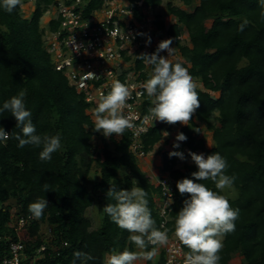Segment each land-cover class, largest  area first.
Wrapping results in <instances>:
<instances>
[{"label":"trees","instance_id":"trees-1","mask_svg":"<svg viewBox=\"0 0 264 264\" xmlns=\"http://www.w3.org/2000/svg\"><path fill=\"white\" fill-rule=\"evenodd\" d=\"M85 1L86 18L101 10L106 2ZM125 1L137 21L145 24L142 9L161 7L165 0ZM176 1L192 11L169 2L167 10L177 23L167 28L164 22L156 21V28L165 33L181 55L182 61L177 63L187 68L194 83L202 85V89L195 88L200 107L181 130L187 137L182 144L196 154L219 153L227 161L225 174L235 177L232 186L239 191V196L231 199L211 179L199 181L224 195L232 208L239 209L235 230L223 236L219 264H231L237 257L243 259L239 264H264V6L259 0ZM21 6L20 0L10 14L0 9V106L23 90L37 134L60 135L61 148L52 154L51 160L42 161V146L20 148L12 136L0 143V264L12 259V243L19 241L15 228L10 227L14 223L12 207L7 206L10 201H15L19 210L16 222L30 221L27 228L35 238L25 243L23 254L27 260L20 264H33V260L35 264H105L110 252L136 251L137 247L129 239L131 233L119 228L104 212L100 227L94 228L87 213L95 201L103 210L105 205L115 203L106 195L111 186L131 190L136 185L146 191L148 208L159 228L155 195L160 190L141 170L131 151L130 133L124 131L118 139L96 132L89 113L92 105L86 102V95L72 87L65 74L54 69L44 46L47 31L41 28V20L55 6V0H36L29 18L21 15ZM244 21L247 24L241 31ZM59 26L60 21L54 19L48 30L55 32ZM184 33L189 35L192 48L183 44ZM143 48L141 45L135 65L140 78L147 81L150 75L146 68L149 66L151 71L152 66L137 56L151 55L158 48L149 52ZM150 107L152 100L148 99L145 113H149ZM197 122L213 133V147L208 148L200 138L202 130ZM177 124L164 122L151 129L143 137V150L147 154L152 152L163 133ZM0 127L9 134L20 131L8 112L0 115ZM95 139L101 141L102 153L93 145ZM161 154L162 171L175 182L191 178L197 170L193 162L182 170L176 157L169 158V151ZM93 166L99 181L89 189ZM45 184L49 185L47 191ZM187 196L181 195L175 184L170 234H175V217ZM41 198L47 200L48 206L37 219L28 208ZM41 223L53 226L51 242L40 236ZM45 246V251L38 253ZM183 248L185 253L189 251L184 245ZM153 250L156 249L147 242L145 252ZM160 262H164L163 255ZM147 263L152 264V259H147Z\"/></svg>","mask_w":264,"mask_h":264},{"label":"clouds","instance_id":"clouds-1","mask_svg":"<svg viewBox=\"0 0 264 264\" xmlns=\"http://www.w3.org/2000/svg\"><path fill=\"white\" fill-rule=\"evenodd\" d=\"M259 3L264 6V0H259ZM18 5L20 0H0V9L9 14ZM245 24L247 21L241 24V31ZM150 42L149 37L147 43ZM171 44V40L163 41L156 53L137 56L152 66L150 78L142 87L152 100V107L149 108L151 117L168 124L180 122L186 125L200 107V101L195 90L196 85L187 68L181 63L173 64L168 58L159 55L161 50L171 52ZM25 95L22 90L0 106V115L4 112L10 113L16 121V128L20 130L18 134H9L0 127V143L6 142L12 136L18 141L17 146L20 148L26 145L42 146L39 157L42 161H49L52 154L61 148V137L58 134L43 136L37 134L31 119L32 113L26 107ZM129 96L127 85L119 80L112 82L110 91L100 96L95 109L96 132L107 138L121 135L126 129L133 127L131 117L123 114ZM144 119H149V116H145ZM186 140L187 137L179 132L173 148L179 149L180 143ZM188 156L197 170L191 173V178H183L176 182L177 191L181 195L188 194L175 217V236L189 249L183 264H219L221 257L218 253L223 247L222 237L235 230L239 209L232 208L224 195L209 189L199 181L211 179L217 189H224L233 185L235 177L225 174L227 161L219 153L205 156L203 153L189 151ZM172 157L181 161L185 159L181 151L169 152V158ZM48 187L49 185H44L45 191ZM106 195L115 203L105 205L103 212L119 228L131 233L129 239L137 248L145 249L147 242L152 244L168 242L167 230L161 231L155 227L144 189L134 187L131 190H121L111 186ZM47 206V200L41 198L31 203L28 210L38 219ZM154 255L155 250L145 252L143 258L150 260ZM140 256L141 254L135 251H112L107 255L105 264H135Z\"/></svg>","mask_w":264,"mask_h":264},{"label":"built area","instance_id":"built-area-1","mask_svg":"<svg viewBox=\"0 0 264 264\" xmlns=\"http://www.w3.org/2000/svg\"><path fill=\"white\" fill-rule=\"evenodd\" d=\"M85 5V0H55L53 9L57 12L60 26L55 32H46L45 49L51 56L54 69L65 74L70 85L86 95V102L92 105L93 110L98 106L100 96L110 91L113 81L119 80L127 85L130 96L123 114L131 117L133 127L125 131L130 133L131 151L135 157L145 159L148 154L143 150V137L164 123L145 113L146 101L151 98L142 87L146 81L140 78V72L131 62L146 27L137 21L128 5L117 0H106L101 10L90 18L84 15ZM145 116L149 119L145 120ZM175 184L170 176H165L157 187L161 196L156 207L160 217L158 229L167 230L168 242H148L163 255V264H183L186 254L182 242L175 234H170L168 227L176 200ZM25 222V219L20 220L23 225ZM19 247L12 245L13 257L6 264L21 263V255L25 254L21 245Z\"/></svg>","mask_w":264,"mask_h":264},{"label":"crops","instance_id":"crops-1","mask_svg":"<svg viewBox=\"0 0 264 264\" xmlns=\"http://www.w3.org/2000/svg\"><path fill=\"white\" fill-rule=\"evenodd\" d=\"M35 1L36 0H34L33 2H30L29 4H28V8H30V9H32V11L30 10V11H28V15L27 16H24L25 18H29L30 16H31V14H32V12L34 11V9H35ZM118 2L120 3V4H122V5H128V3L125 1V0H118ZM164 2H173L174 3V5H177V6H179L181 9H183V10H187V11H189V12H191L192 11V9L191 8H187V7H185L182 3H179V2H177L176 0H173V1H167V0H165ZM163 5H164V3H163ZM162 5V6H163ZM140 6H142V4H140ZM161 6V7H162ZM161 7H158V8H154V9H150V10H147V9H145V8H143L142 9V13L145 15V24H143V25H145V34L144 35H142V37L140 38V42L138 43V46H137V49L135 50V52H134V54H133V56L135 55V57L133 58H131V62L135 65V59H136V55H137V53L138 52H140L141 50H140V47H141V45L144 47L145 46V44L143 43H141V40L142 39H144V40H146V42H147V40H148V38L150 37V40H151V42L150 43H147V47L145 46L143 49H144V51L145 52H149V51H151V50H153L154 48H158V46H159V44L161 43V42H163V41H167V39H166V36H165V33H159L158 31H157V28H156V21H158V22H164L165 23V25H166V27L167 28H169L172 24H176L177 23V20H176V18L174 17V16H172L168 11L167 12H161V13H158L157 15L154 13L156 10H158V11H160L161 10ZM53 9V8H52ZM56 12V11H55ZM155 15V16H153V19H150V17H149V15ZM48 14H49V11L43 16V18H42V20H41V28L42 29H45L46 31H48V29H49V25H50V23H51V21L52 20H54V19H56L57 18V12H56V16H55V18H52V17H50V16H48ZM211 22H209L208 24H210ZM211 26V24L208 26V27H210ZM150 28H152V30L150 29ZM154 28V29H153ZM150 31V32H149ZM153 31V34L151 33ZM148 34H151L150 36H148ZM183 36L186 38V44L185 45H187V46H189V47H191L192 48V44H191V41H190V37H189V35L187 34V33H184L183 34ZM182 36V37H183ZM170 47H171V52H169L168 53V51L167 50H161V51H159V55H161V56H163L164 57V55L165 54H167V56L165 57V58H168V60L169 59H171V58H174V53H176L177 52V49L174 47V46H172V45H170ZM174 48V49H173ZM173 53V54H172ZM178 57V61L180 60V61H182V58H181V55H177ZM177 61V59H176V63L178 62ZM171 63H173V62H171ZM175 63V62H174ZM173 63V64H174ZM190 66V65H189ZM146 73H148L149 75L151 74V71H150V68H149V66H147V68H146ZM195 85L196 86H198L199 88H201L202 89V85L200 84V83H195ZM211 95H213V97H216V96H218L217 94H216V96H215V93H211ZM93 112H94V114H95V110H93ZM199 125H200V128H201V130H202V134H201V136H200V138H202L205 142H206V145H207V147L208 148H211V147H213L214 146V142H213V140H211V141H209L208 143H207V141H206V139L205 138H203L202 136L205 134V130H204V128L202 127V125H204L203 123H200V122H197ZM189 125V121L186 123V125H182L180 122H178V124L176 125V126H174L173 127V129L170 131V132H167L168 133V135H167V133L166 132H164L163 133V138H162V140L153 148V150H152V152H150L148 155H147V157L145 158V159H143V160H139L138 161V163H139V166H141L140 168H141V170L147 175V177L150 179V182L152 183V185H156L157 186V184H158V181H159V179L162 177V176H170L168 173H164L163 171H162V169H163V158H162V154H161V151H169V152H171V151H177V149H174L172 146V141H169L171 138H174V137H176V135L179 133V132H181V130H182V128H184V127H186V126H188ZM205 129H206V131L208 132L209 130L206 128V126H205ZM209 132H211V131H209ZM213 136V135H212ZM169 137H170V139H169ZM213 142V143H212ZM168 144V145H167ZM180 148H184V149H187L186 147H184L183 146V144H182V142L180 143ZM188 150V149H187ZM178 159V158H177ZM178 163H179V159H178ZM144 165V167H142L143 165ZM191 164V162L190 163H187V165H190ZM187 165H185V167L187 166ZM184 167V168H185ZM178 168H180V169H184V168H182V167H179V165H178ZM155 186V187H156ZM223 237H222V243H223ZM137 252V251H136ZM141 253L140 254H142V260H141V262H140V264H148L147 263V259H144L143 258V253H145V250H142V251H140ZM158 260V261H157ZM235 260V259H234ZM234 260L232 261V263L234 262ZM243 260V259H242ZM242 260H240V263L242 262ZM161 261V253L159 252V251H156L155 250V255L152 257V264H163V263H161L160 262ZM159 262V263H158ZM231 263V264H232Z\"/></svg>","mask_w":264,"mask_h":264},{"label":"rangeland","instance_id":"rangeland-1","mask_svg":"<svg viewBox=\"0 0 264 264\" xmlns=\"http://www.w3.org/2000/svg\"><path fill=\"white\" fill-rule=\"evenodd\" d=\"M22 1V6H21V15L24 17V16H27L28 15V11H32V9H30V8H28V4L30 3V2H33L34 0H21ZM118 1V0H117ZM167 1H169V0H167ZM170 1H173V0H170ZM168 3L169 2H164V5L161 7V10L160 11H158V10H156L154 13L157 15L158 13H161V12H167L168 10H167V5H168ZM151 14V13H150ZM48 16H50V17H52V18H55V16H56V12H55V10L54 9H50L49 10V14H48ZM153 16H155V15H149V17H150V19H153ZM211 24V23H210ZM210 24H208V26L210 25ZM151 30H152V28H150ZM154 29V28H153ZM150 32V31H149ZM152 34H153V31L151 32ZM151 34H148V36H150ZM154 35V34H153ZM181 40H182V42H183V44L185 45L187 42V40H186V38L183 36L182 38H181ZM141 43L143 44H145V46L147 47V42H146V40H144V39H142L141 40ZM144 46V47H145ZM174 49V48H173ZM173 54V53H172ZM179 54V52L177 51L176 53H174V58H171V59H169V61L170 62H175L176 63V59H177V61H178V55ZM180 55V54H179ZM167 56V54H165L164 55V57H166ZM135 57V55L133 56V58ZM180 61V60H179ZM178 61V62H179ZM245 65V62L242 64V66H244ZM215 96H216V94H215ZM89 113H91L92 114V117H93V120L95 121V114H94V112H93V109L91 108V110H90V112ZM202 127L204 128V130H205V134L202 136L203 138H205L206 139V141H207V143L209 142V141H211V140H213L212 139V135H213V133L212 132H207L206 131V129H205V125H202ZM107 138H109V137H107ZM116 138H118V139H120L121 137L120 136H116ZM169 139H170V137H169ZM169 141H172L173 143H172V145L176 142L175 141V137L174 138H171ZM213 143V142H212ZM93 145L98 149V151L100 152V153H102V151H103V145H102V143H101V141L100 140H97V139H95L94 140V142H93ZM168 145V144H167ZM173 147V146H172ZM177 151H181V152H183L184 153V155H185V159L183 160V161H181L180 159H179V163H178V165H179V167H182V168H184L185 167V165H187V163H192V161H191V158L188 156V152H189V150H187V149H184V148H179V149H177ZM140 159H138V161H139ZM143 160V159H142ZM143 165V164H142ZM141 167V166H140ZM142 167H144V165L142 166ZM97 168H96V166H93V170H92V173H91V178H90V180H92L91 182H89L90 184H89V189H92V187H93V185L96 183V182H98L99 181V176L97 175ZM162 177H165V176H162ZM161 177V178H162ZM120 179H123V175L122 174H120V177H119ZM160 178V179H161ZM160 179H159V181H160ZM158 181V182H159ZM156 186V185H155ZM135 187H137L136 185H135ZM156 187H158V184H157V186ZM222 192H223V194L227 197V198H231V199H235V198H237L238 196H239V191L234 187V186H231L230 188H224V189H222ZM155 202H156V207L158 206V204L161 202V196L157 193L156 195H155ZM7 206H10V207H12V213H13V217H14V223H12V225H10V227H14L15 228V230H16V232H17V236H18V238H19V241L15 244V243H12L13 244V247L15 248L16 246H20L21 245V247L23 248V250L25 249V243L27 242V241H31V240H35V238L34 237H32L31 236V234H30V232H29V228H27L29 225H31L30 223V221H29V223L28 222H25V224L23 225V224H21L20 223V221H18V222H16L17 221V219H18V216H17V214H18V212H19V210L17 209V207H16V203H15V201H10L8 204H7ZM7 206H5V207H7ZM87 215H88V217L91 219V221H92V224H93V226H94V228H98V227H100V225H101V223H102V216H103V210H102V207H101V205H100V203H99V201L97 200V201H95V205L93 206V208L92 209H90L89 211H88V213H87ZM28 224V225H27ZM53 226H51V225H49L48 223H41V225H40V231H39V234H40V236H42L43 237V239L44 240H46V241H48V242H51L52 240H53V236H54V232H53ZM20 248V247H19ZM45 249L47 248L46 246L44 247ZM44 248L43 249H41L40 251H38V253H40L41 251H43L44 250ZM53 250L54 251H57V249L55 248V247H53ZM142 250H145V249H139V248H137L136 249V251H137V253H141L140 251H142ZM135 251V252H136ZM157 251V250H156ZM21 257H22V260L24 259V260H27L26 259V257L24 256V255H21ZM107 258V257H106ZM141 260H142V254H141V256H140V258L135 262V264H140V262H141ZM240 260H242V258L241 257H237L235 260H234V262L232 263V264H239L240 263ZM158 261V260H157ZM159 263V262H158ZM33 264H35V260H33Z\"/></svg>","mask_w":264,"mask_h":264}]
</instances>
